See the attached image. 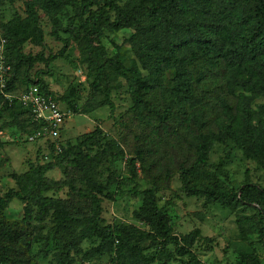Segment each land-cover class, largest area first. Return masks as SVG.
Wrapping results in <instances>:
<instances>
[{
	"label": "trees",
	"instance_id": "1",
	"mask_svg": "<svg viewBox=\"0 0 264 264\" xmlns=\"http://www.w3.org/2000/svg\"><path fill=\"white\" fill-rule=\"evenodd\" d=\"M100 1L26 0L24 18L0 23V38L6 42V63L11 66L6 89L0 91V106L21 129L16 111L24 110L4 95L14 94L21 70L27 78L33 68L35 59L23 55L20 47L27 38L36 44L41 42L38 11L49 18L51 36L63 45L47 58H38L45 63V69L36 74L33 85L42 93L58 103L41 76L49 74L52 61L64 56L69 39L77 44L85 64L94 72L93 84L103 94L101 105L108 106L111 113L114 105L110 72L130 74L132 116L147 124L137 136L136 158L130 164L133 171L138 162L146 180L153 185L139 193L140 218L150 232L130 227L116 237L97 227L100 243L84 257L89 260L113 253L112 264H171L173 259L185 257L183 264H203L191 250L197 231L175 235L169 216L157 206L156 192L168 187L174 166L179 169L187 196L203 198L206 205L220 204L231 211L252 207L256 214L240 215L236 223L241 236L257 234L264 248V188L247 182L237 192L226 191L214 185L197 187L188 178L194 167L208 161L214 144L228 141L264 168V0H135L114 7L112 17L104 11L92 12ZM66 7L71 8L72 16L63 27L57 15ZM121 28L133 29L127 44L145 76L136 67H124L119 56L105 55L100 44L102 32ZM60 32L69 39H62ZM72 95L66 93L59 100L68 105ZM256 99L263 102L254 111L251 102ZM72 110L77 113L75 107ZM101 140L102 132L96 128L75 144L67 143L55 161L12 175L15 187L0 195V239L10 240L9 247L0 245L3 257L12 253L18 260L23 252L2 217L13 201L63 215L61 201L46 194L66 187L78 197L89 199L94 217H99L101 197L110 195L108 185L98 183L95 171L104 160L120 153L113 140L92 155L85 153L88 146ZM61 167L77 168L80 176L59 181L47 178L49 171ZM149 248L155 250L152 255L147 253ZM240 264H264V259L250 253Z\"/></svg>",
	"mask_w": 264,
	"mask_h": 264
},
{
	"label": "rangeland",
	"instance_id": "2",
	"mask_svg": "<svg viewBox=\"0 0 264 264\" xmlns=\"http://www.w3.org/2000/svg\"><path fill=\"white\" fill-rule=\"evenodd\" d=\"M26 0H0V23H8L15 17H25ZM128 1L101 0L92 12L104 11L111 17L114 7H122ZM38 27L42 32L39 44L27 38L20 51L25 56L35 59L33 68L26 78L23 70L18 73V80L13 96L18 90L33 85L37 73L44 71L45 63L39 57L47 58L62 48V42L51 36L52 23L41 11ZM72 16L70 7L64 8L57 19L63 27ZM78 22H76V26ZM132 28L116 31L104 30L100 38L107 57L119 56L124 67L140 69L127 40L133 35ZM62 39H69L67 34L59 33ZM69 46L62 58L52 61L47 71L41 76L48 90L58 101L64 113L57 130L49 129L33 120L32 116L16 111L23 127L13 121V117L0 106V195L15 187L13 174H22L32 166L55 161L60 149L67 143L75 144L83 135L98 128L102 140L88 146L85 153L92 155L100 150L107 141H115L120 153L104 160L96 169L95 177L99 184L108 185L109 197H101L99 217L93 215V206L89 199H82L63 188L58 192H49L48 197L59 199L64 214L53 210H40L26 207L13 201L3 214L7 227L13 232L18 246L22 247V256L14 259V254L5 257L0 254V264H112L113 253L87 260L84 254L96 248L100 239L97 227L105 228L108 233L119 237L130 227L150 232L149 226L141 216L142 196L140 191L151 189L153 185L146 180L135 162L131 170L130 160L136 158L137 136L145 127L132 116L134 107L129 89L130 74L119 75L110 72L112 77L111 101L114 110L101 105L103 94L100 87H95V75L85 64L77 44L69 39ZM13 60L14 53L9 55ZM11 67V66H10ZM66 93L73 94L67 105L59 100ZM262 99L251 102V109L257 111ZM72 107L77 109L74 113ZM170 181L166 189L156 192L157 206L165 212L171 221L172 231L177 236H185L197 231L191 250L203 264H240L250 253L264 259L263 243L257 234L243 237L239 233L236 219L238 216L256 214L252 207H238L234 211L220 204L206 205L203 198L187 196L182 189L179 169L170 170ZM53 181L76 179L80 176L77 168H55L46 174ZM190 181L197 187L214 185L226 191H238L244 183H253L264 188V168L247 158L231 142L214 144L209 152L208 161L194 167L188 174ZM77 187H82L76 183ZM0 245H10V240L0 239ZM26 246V247H25ZM173 250L171 247H169ZM155 252L149 248L148 255ZM186 258H175L171 264H183ZM155 264V263H154Z\"/></svg>",
	"mask_w": 264,
	"mask_h": 264
},
{
	"label": "built area",
	"instance_id": "3",
	"mask_svg": "<svg viewBox=\"0 0 264 264\" xmlns=\"http://www.w3.org/2000/svg\"><path fill=\"white\" fill-rule=\"evenodd\" d=\"M5 40L0 38V91L6 89L7 75L11 67L6 63ZM9 102L13 100L23 110L27 111L39 124L53 130H57L63 120L64 113L59 104L50 96L45 95L35 85H30L17 95H4Z\"/></svg>",
	"mask_w": 264,
	"mask_h": 264
}]
</instances>
